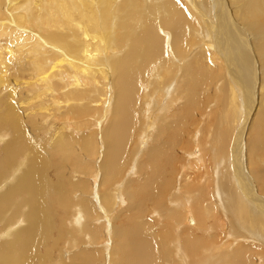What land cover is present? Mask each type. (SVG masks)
<instances>
[{
	"label": "bare ground",
	"instance_id": "obj_1",
	"mask_svg": "<svg viewBox=\"0 0 264 264\" xmlns=\"http://www.w3.org/2000/svg\"><path fill=\"white\" fill-rule=\"evenodd\" d=\"M68 222L81 264H264V0H0V264Z\"/></svg>",
	"mask_w": 264,
	"mask_h": 264
},
{
	"label": "rangeland",
	"instance_id": "obj_2",
	"mask_svg": "<svg viewBox=\"0 0 264 264\" xmlns=\"http://www.w3.org/2000/svg\"><path fill=\"white\" fill-rule=\"evenodd\" d=\"M203 77L204 76H201L199 78L200 82H201ZM193 83H196V80H194ZM156 115H157L156 113H152L151 114L152 117H156ZM74 134H76V132H74L73 135ZM186 146H187V143L184 144V147H186ZM186 152H187V150H181L180 151L179 157H180L181 160L184 159L185 157H187V155H186L187 153ZM194 157H199V156H195L194 155ZM178 166H179V164L177 163L176 172L178 171L177 170ZM97 176H98V178H100L101 177V172H97ZM162 176H163V172H162ZM164 178H165V184H166L165 196L167 198L171 199V200L174 199V197H175V195H173L171 193V189L174 188L176 194L178 193L177 189H180V191L183 193L182 188H180L178 185H183L184 186L185 182H187L189 188L192 185V181H191L192 176L188 175V174H186L184 176L182 173L179 172L178 175H177L178 181H176L175 179L169 180L167 177H164ZM111 179H112L111 182L116 184V185L112 186V189L114 190L115 187L117 186V183L122 180V177H119V173L112 172V178ZM128 180H129V178H125L126 183L123 184V185L128 186V184H130ZM161 180H162V178L159 179V180H156L155 184H153L148 189L138 190V188H137L136 195L133 198V201L135 203H137L139 206H143L144 203L146 202L145 204H146V207H147V215L149 217L152 216L151 215L152 211L160 210V205L161 204L165 203V204L168 205V202L163 200V198L161 200L160 196H159V187H160L161 182H162ZM136 184H138V183H136ZM145 193H150L154 197V199L152 201L146 200ZM184 212L185 211H183V216H184ZM181 215H182V212L180 210L179 213L177 214V217H176V220H175L176 222H179L180 224H182ZM183 224H185V223H183ZM75 228H77V226L73 222H68V223H66L64 225L63 242L66 243V247L63 250L64 264H81L80 260L79 261H75V260L71 259L74 255H76L78 253V251L76 250V246H75V238L73 237V232H72V230L75 229Z\"/></svg>",
	"mask_w": 264,
	"mask_h": 264
}]
</instances>
